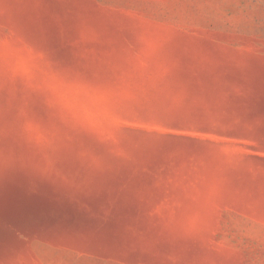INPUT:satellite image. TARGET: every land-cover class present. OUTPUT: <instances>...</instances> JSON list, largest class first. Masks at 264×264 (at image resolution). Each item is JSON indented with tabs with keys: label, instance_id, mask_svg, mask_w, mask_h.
Returning <instances> with one entry per match:
<instances>
[{
	"label": "rangeland",
	"instance_id": "374dc122",
	"mask_svg": "<svg viewBox=\"0 0 264 264\" xmlns=\"http://www.w3.org/2000/svg\"><path fill=\"white\" fill-rule=\"evenodd\" d=\"M0 264H264V0H0Z\"/></svg>",
	"mask_w": 264,
	"mask_h": 264
}]
</instances>
